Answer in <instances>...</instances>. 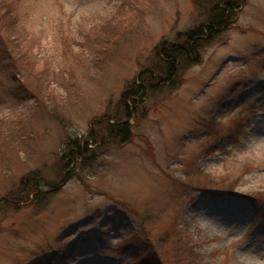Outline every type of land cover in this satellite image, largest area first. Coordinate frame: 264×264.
Listing matches in <instances>:
<instances>
[{
  "label": "rangeland",
  "instance_id": "obj_1",
  "mask_svg": "<svg viewBox=\"0 0 264 264\" xmlns=\"http://www.w3.org/2000/svg\"><path fill=\"white\" fill-rule=\"evenodd\" d=\"M136 1H13L0 53L17 37L22 74L0 54V132L33 138L0 155V264H264V0H244L171 78L164 49L190 43L214 0ZM98 25L99 65L77 41ZM21 179L41 192L19 201Z\"/></svg>",
  "mask_w": 264,
  "mask_h": 264
},
{
  "label": "trees",
  "instance_id": "obj_2",
  "mask_svg": "<svg viewBox=\"0 0 264 264\" xmlns=\"http://www.w3.org/2000/svg\"><path fill=\"white\" fill-rule=\"evenodd\" d=\"M14 0H0V4H2V8H3V13L2 16L0 17V28H2L3 26L7 28V30H13L15 29L16 25H18V18H17V13H16V7L15 4L13 3ZM139 0H137L136 2H138ZM212 1V0H207ZM244 0H214L212 1L213 4L211 6V8L209 9V15H208V22L204 25H201L199 27H197L194 30H190L188 32H186V37H187V41H189L190 43L188 44H179V45H171L169 47H166L164 49L165 55L161 54L162 57H164L162 60V62L165 63H161L162 65L165 64V66L167 65V68L164 69L165 72H167L168 77L171 78V76L175 73V69H176V64L177 61L180 60L181 58H183L184 56L189 57V54H198V49H197V44L199 40H203L205 39L206 35H210L213 36L214 34H216L217 32H219L218 30H220L221 27H224L226 25H228L229 22V17L232 15H235L236 10L239 8V6L243 3ZM133 2V1H131ZM211 3V2H210ZM205 6H207L205 4ZM127 7V5L122 6ZM99 27H101L100 25L98 26H92V30L90 28H84L81 29V35L78 34L79 36L77 41H78V48H82V43L85 41H88V48L87 51L89 53V56H93L94 54H96V60H97V64L99 65L102 62L103 58V53L105 51L104 49V43L102 42V37H101V33L99 30ZM91 30V31H90ZM92 38V39H91ZM95 38V39H94ZM81 39V41L79 40ZM100 39V40H99ZM93 40V41H92ZM92 41V45L91 47H89V42ZM197 41V42H196ZM2 49H1V56H5L8 59H10L9 64L5 65H10L12 68V72L11 75L13 77V79H17L18 75H19V71H21L22 74V69L19 68V63H20V57L18 58L16 56V54L13 52L10 46V43H14L15 45L19 44L18 38L14 37V36H6V38L2 39ZM192 42V44H191ZM196 42V43H195ZM97 51V52H96ZM96 52V53H95ZM107 51H105V55H106ZM102 54V55H101ZM104 55V56H105ZM26 63H31L32 60L31 59H27L25 60ZM19 76V79L22 80V84L26 87L28 86V84L26 83V79L22 78V76ZM158 78L161 80V82H164L166 80V78H162V76H160L159 74H157ZM156 75H153V78H155ZM167 77V76H166ZM33 86V88L38 89V90H43L44 88V83H40V84H31ZM27 88V87H26ZM25 88V89H26ZM45 89V88H44ZM136 92L134 93V95H138L141 91H144L146 89V86L143 85H138L135 88ZM28 90V88L26 89ZM37 90V91H38ZM34 97H36L38 100H40V94L39 91L38 92H34ZM133 103H137V99H133L132 101ZM127 106V111L128 113L130 112V104H126ZM131 113V112H130ZM4 123L3 120H0V127L1 125ZM110 127L113 130V126L110 124ZM129 125L127 122H121L119 123V125L117 126V128L120 129H124L123 130V137L125 138V136H128V130H129ZM6 131L0 132V155L2 151H12V147H14L16 145V143H20L22 140L26 141V142H30V140H32L33 137H30L31 135H27V136H23L24 135V129L23 128H16L14 125L9 126L7 129H5ZM95 136V134L93 135ZM27 137H29L27 139ZM104 136L101 137L98 141L101 142L102 144L104 143ZM27 139V140H26ZM77 143V147L72 149V156H74V158L77 160L80 157H84L86 155V153L88 152V144L85 145V149L83 147V144H80L79 141H76ZM5 146V149H3V147ZM1 160V157H0ZM2 172L1 170V164H0V173ZM36 176V177H35ZM34 177L36 180H39L41 178H39L37 175L32 176ZM31 177V178H32ZM21 184L23 185V187H26V190H30V191H25V193L23 192H19V201H25L26 199L29 198V195L34 191L35 193L41 192V185L38 183H31V181H25L23 179L20 180ZM12 194L9 196L11 197ZM182 251H181V256L178 258V260L182 259ZM185 260V257L183 258V262ZM49 263L48 264H57L58 261H55L53 258L49 257L48 258ZM142 263V262H139ZM144 264H149L148 261H145Z\"/></svg>",
  "mask_w": 264,
  "mask_h": 264
}]
</instances>
